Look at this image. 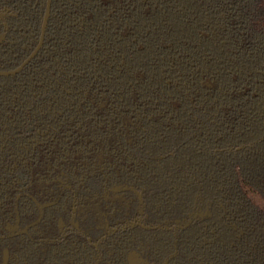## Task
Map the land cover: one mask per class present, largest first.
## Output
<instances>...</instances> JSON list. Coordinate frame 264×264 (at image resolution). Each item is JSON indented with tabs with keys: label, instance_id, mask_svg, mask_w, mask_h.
I'll use <instances>...</instances> for the list:
<instances>
[{
	"label": "trees",
	"instance_id": "trees-1",
	"mask_svg": "<svg viewBox=\"0 0 264 264\" xmlns=\"http://www.w3.org/2000/svg\"><path fill=\"white\" fill-rule=\"evenodd\" d=\"M46 3L0 0L18 14L3 69L38 44ZM60 172L78 191L92 172L181 191L153 220L201 192L214 215L178 232V263L264 264V0H52L36 57L0 76V191H57Z\"/></svg>",
	"mask_w": 264,
	"mask_h": 264
},
{
	"label": "flooded vegetation",
	"instance_id": "flooded-vegetation-1",
	"mask_svg": "<svg viewBox=\"0 0 264 264\" xmlns=\"http://www.w3.org/2000/svg\"><path fill=\"white\" fill-rule=\"evenodd\" d=\"M17 15L7 6L0 8V43L7 38L8 18ZM40 41L41 36L33 51ZM32 52L15 68L3 69L0 63V71L17 69ZM33 59L19 72L0 76L20 73ZM92 173L90 191L73 188L64 172L55 176L57 191L52 186L55 191H0V264H179L178 232L200 224L204 231L209 228L213 204L201 192L182 215L153 220L166 208L165 202L177 198L171 193L181 191H169L163 199L133 184H110L106 175ZM156 231L169 232L172 239L157 245L148 234ZM186 240L190 245L197 241ZM203 241L209 243V237Z\"/></svg>",
	"mask_w": 264,
	"mask_h": 264
},
{
	"label": "water",
	"instance_id": "water-1",
	"mask_svg": "<svg viewBox=\"0 0 264 264\" xmlns=\"http://www.w3.org/2000/svg\"><path fill=\"white\" fill-rule=\"evenodd\" d=\"M50 5H51V0H47V10L45 13V17H44V21H43V27H42V35H41V41L39 43V45L37 46V48L32 52V54L15 70L13 71H6V72H2L0 71V74L2 75H10V74H14L19 72L31 59H33L35 57V55L37 54L38 50L40 49L42 42H43V37H44V33H45V29L47 26V22H48V18H49V14H50Z\"/></svg>",
	"mask_w": 264,
	"mask_h": 264
}]
</instances>
